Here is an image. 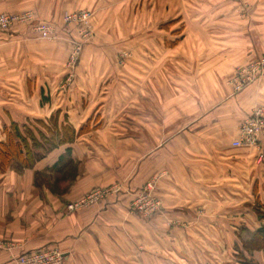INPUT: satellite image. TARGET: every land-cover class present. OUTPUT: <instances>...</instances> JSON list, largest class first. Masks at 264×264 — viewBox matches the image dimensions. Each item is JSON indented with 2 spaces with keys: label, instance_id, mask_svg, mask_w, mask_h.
<instances>
[{
  "label": "crops",
  "instance_id": "1",
  "mask_svg": "<svg viewBox=\"0 0 264 264\" xmlns=\"http://www.w3.org/2000/svg\"><path fill=\"white\" fill-rule=\"evenodd\" d=\"M112 1L0 0V14L30 11L36 14V20L53 25V22L61 23L66 12L90 5L98 13L102 4ZM184 3L188 4L187 0ZM185 7L187 12L177 11L169 23L190 19L192 27L194 22L198 26L199 11H194V0ZM30 26H15L6 36L0 32V143L6 141L5 132L13 126L24 129L30 126L27 121L33 119H48L44 125L49 128L52 118L62 116L67 121L59 122L58 130L63 126L79 132L87 126L88 132L48 151L31 168L14 171L7 167L0 171V243L4 245L0 248V264H14L15 257L45 248L63 252L61 264H136L135 228L143 230L149 238L153 237L152 227L159 225L129 214V195H114L98 205L71 213L65 207L93 188L127 181L134 190L161 172L156 195L164 201L163 216L188 221L189 213L196 214L206 204L202 211L209 216L191 220L200 228L227 225L255 231L260 226L254 211L257 201L264 203V132L258 149L235 148L232 143L239 125L255 109L264 110V75L236 95L228 81L237 67L260 56L264 39L257 48L239 31L241 34L230 36L229 42L224 39L223 43L208 44L201 49L199 45L178 42L170 50L175 52L174 56L160 54L159 59L143 61L145 68L160 67L159 80L143 76L138 81L132 77L124 93L110 90L99 93L104 77L91 76L93 72L84 70L100 68L102 63L98 60L81 63L85 73L77 75L73 83L72 78H66L64 86L59 88L55 78L42 75L36 64L42 46L35 40ZM162 29L164 34L169 31L179 37L184 31L189 32L182 26ZM258 35L261 37L260 32ZM154 47L162 53L168 51L164 44ZM184 52H190L192 58ZM188 67L190 72L185 77ZM153 81H158V88L152 87ZM169 84H175L176 95L183 94L185 84H191V95L187 94V98L195 101L196 107L191 111L177 107L169 111L167 101L172 89L169 90ZM122 94L133 101L131 105L128 103L127 124L112 117L117 114V108L112 107L110 100H118ZM136 99L144 104L137 107ZM157 99L159 104L151 107L150 102ZM103 116L112 118L94 124L96 117L102 121ZM185 117L190 118L184 121ZM32 130L41 131L37 126ZM113 148L120 153L124 149L123 155L115 157ZM142 158L144 166L139 168ZM78 162L86 164V168L81 167L75 179H65L63 188L40 186L38 177L45 169ZM241 197H253V200L235 207L238 213L235 223L231 219L215 218L214 205L231 204L241 201ZM189 198L192 200L186 202ZM242 253L247 257L244 250ZM251 259L253 255H249Z\"/></svg>",
  "mask_w": 264,
  "mask_h": 264
},
{
  "label": "rangeland",
  "instance_id": "2",
  "mask_svg": "<svg viewBox=\"0 0 264 264\" xmlns=\"http://www.w3.org/2000/svg\"><path fill=\"white\" fill-rule=\"evenodd\" d=\"M185 1L114 0L112 3L102 4L97 10L98 13L94 12V7L92 8L89 5L83 9L66 12L86 13L88 16L86 22L67 25L63 22L62 17L61 23L56 24L53 22L52 34L47 39L41 38L34 29L37 25L51 24L36 20V14L29 11L19 15L30 13L33 16L32 21L26 22L25 24H15L11 27L10 31L15 26L31 25L30 29H32L33 32H31L36 37L35 40H38V43L42 46L39 50V56L36 58L38 61L36 64L39 65L42 75L44 74L47 77L56 79L55 81L58 84L57 88L64 86L66 78H72L71 82L73 83L77 75H82L83 71L86 70L91 73L93 72V75L91 73L89 74L91 76H96L97 74L104 77V85L100 87L99 93L110 90L120 94L126 91L128 86L127 82L132 77H135L138 81L143 76L151 77L155 81L159 80L160 67L153 65L154 67L151 66V69L149 66L145 68L142 63L145 59L148 61L150 59H159L160 54L162 56L168 55V58L172 57V55L174 56L175 52H171L170 50L178 42L180 44L199 45L201 49L202 46L206 47L208 44L223 43L224 39L229 42V38L231 39L234 35H240L241 33L245 37H249L252 45H257V48L261 45V41L263 42L264 0H194V6L196 8H194V11H199V17L197 18L198 26H195L194 22V27H192L190 19L177 24L175 23L176 21L169 23L171 18L176 17L177 11L178 13L187 12L185 6L189 5L191 0H187L188 4H185ZM163 14L167 15L164 16ZM0 15H4V13ZM165 17H168V20ZM174 26H182L184 29L187 27L189 32L186 34V31H184V35L179 37L170 34L169 31L166 34L162 31V28L167 27L169 29ZM196 27L199 31L194 33L192 30L195 31L197 29ZM10 31L0 32L6 36V33ZM258 32L261 33V37L258 35ZM231 42L236 41L231 40ZM49 44L50 46L48 47ZM160 44L166 45L168 51L162 53L154 47ZM148 49L152 50V52H148ZM260 49H262L260 53L262 55L264 53V45ZM184 54L188 55L190 59V52H184ZM95 60L102 63L100 68L87 67L86 69L85 67V69L82 68L84 70L81 69L80 64L84 63V61ZM189 72L188 67L183 76L186 77L189 75ZM157 82L153 81V88L159 87V83ZM168 86L169 90L172 87L170 90L172 93L169 92L171 95H169L170 97L167 101L169 111L171 108L174 109L176 107L183 111H191L192 108L196 107V102L191 100V98H187V94L191 95V84H185L183 94L180 95L174 93L175 84H169ZM95 87L96 85L94 84L93 88ZM117 98L119 99L110 100L112 107L117 108V114L112 117L115 121H121L120 123L127 124V109L133 101L128 100L126 94L124 96L122 94L121 98L119 96ZM105 100L102 101L104 102ZM135 101L137 107L144 104L143 100L136 99ZM159 102L158 99L153 100V102H150L152 104L150 106H157ZM176 104L177 106H175ZM146 106L150 107L149 105ZM112 117L103 116L101 117L102 121L100 117H96L94 124L99 121L102 124L105 120ZM189 118L185 117L184 121H188ZM63 119L64 117L62 116L52 118L49 128L44 125V123L48 122V119L46 121L28 120L27 123L30 126L20 130L22 135L28 140L26 142V149L30 153L31 162L40 159L53 148L71 141L76 135L80 136L88 132L87 126L83 127L82 132L69 130L62 125L60 130H58V124L59 122L63 123ZM76 120L78 121V119ZM64 121L66 122L67 119L65 118ZM36 126L41 131H33L32 127L36 128ZM122 131L124 132V130ZM22 146L24 145L22 144ZM26 149L24 148L25 151ZM121 150L120 153L119 149L113 148V155L115 154V157L121 154L123 155L124 149ZM86 166V164L80 162L63 163L59 164L56 169L53 168L49 171L43 169L45 173L39 175V184L41 187L51 186L58 190L64 187L63 182L65 179H75L79 174L80 168H86ZM114 166L117 165L114 164ZM141 166H144L143 158L138 163V167L140 168ZM8 167L14 171L21 170L19 163L15 160H12ZM161 174H153L149 181L136 187L134 190L129 186L127 181L117 182L105 188H93L78 201L96 190H107L109 194L98 203L90 204L83 208L98 205L114 195H129L131 197L128 204L129 214L143 221H154L159 225L152 227L153 237L149 236V238L147 235L146 237L144 236L143 230L137 227L135 228L136 241L134 245L136 264H227L230 262L232 264H241V262L258 264L257 261L264 262V259H262L264 258V244L258 240L253 241L250 235L245 234L242 236L246 238L243 241L247 244L248 249L246 251L244 250L248 254L247 257L242 253L243 249L242 252L240 251V247H242L240 243L242 240L240 238L242 227H228L226 225V227L221 226L215 229H205L193 223L191 221L192 219L198 218L199 220H203L204 217L207 218L209 216L208 212L202 211L203 207H207L206 204L201 206L200 210L198 208L195 212L196 214L189 213L188 216L190 218L188 221H181V219L179 221L178 217L175 216H163L164 201L156 195ZM250 185L249 181L248 186L250 187ZM251 198L253 200V197ZM251 198L246 197L244 199V197H241V201L238 199L231 204H225L224 206L223 204L214 205L216 207V212L214 213L215 218L231 219L235 223L234 221L238 219V213L235 211V207L244 203V201L250 202ZM189 200H192V198H189L186 202H189ZM183 204H185V201ZM68 205L65 207L66 210ZM247 205V207H250V204ZM228 207L231 211H228ZM67 212L71 213L74 211L67 210ZM245 229L248 232H253L248 228ZM249 255H253V259L249 260Z\"/></svg>",
  "mask_w": 264,
  "mask_h": 264
},
{
  "label": "built area",
  "instance_id": "3",
  "mask_svg": "<svg viewBox=\"0 0 264 264\" xmlns=\"http://www.w3.org/2000/svg\"><path fill=\"white\" fill-rule=\"evenodd\" d=\"M86 13H65L63 22L67 25L83 23L87 21ZM33 16L26 13L19 16L0 15V31H10L15 24H25L32 21ZM36 33L43 39H47L52 34V25L42 24L35 26ZM264 75V53L254 61L239 66L234 71L232 78L228 81L234 95L241 93L254 84ZM264 132V110L255 109L250 117L244 120L238 127L237 138L232 146L235 148L258 149L260 136ZM109 194L107 190L94 191L87 197L76 203L69 204L68 211H76L90 204H96L105 199ZM0 243V248H4ZM64 253L55 248H45L19 255L13 259L14 264H61Z\"/></svg>",
  "mask_w": 264,
  "mask_h": 264
},
{
  "label": "trees",
  "instance_id": "4",
  "mask_svg": "<svg viewBox=\"0 0 264 264\" xmlns=\"http://www.w3.org/2000/svg\"><path fill=\"white\" fill-rule=\"evenodd\" d=\"M82 131L83 128L79 132ZM5 135L6 141L4 143H0V171H5L12 160H15L19 163L21 167L20 169L31 168L33 161L31 162L30 153L26 149V142H28V140L25 138V136L22 135V133L19 129H17L16 126H13V129L11 131L5 132ZM22 144L24 146H22ZM24 148L26 149V151L24 150ZM254 212L257 215L260 226L253 232H248L245 228L242 229L240 235V238H242V240L240 243L242 249L245 251L248 249L247 244H245V242L243 241L246 240V238L242 237L245 234L250 235L253 241L258 240L264 244V203L257 201Z\"/></svg>",
  "mask_w": 264,
  "mask_h": 264
}]
</instances>
